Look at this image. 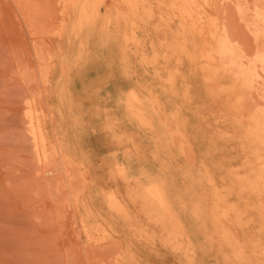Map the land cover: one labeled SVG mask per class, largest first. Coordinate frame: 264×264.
Wrapping results in <instances>:
<instances>
[{"label":"rangeland","instance_id":"1","mask_svg":"<svg viewBox=\"0 0 264 264\" xmlns=\"http://www.w3.org/2000/svg\"><path fill=\"white\" fill-rule=\"evenodd\" d=\"M176 2L0 0V264H264V0Z\"/></svg>","mask_w":264,"mask_h":264},{"label":"bare ground","instance_id":"2","mask_svg":"<svg viewBox=\"0 0 264 264\" xmlns=\"http://www.w3.org/2000/svg\"><path fill=\"white\" fill-rule=\"evenodd\" d=\"M177 2L175 3V7H178L179 10L181 11V17L183 20H191L192 25L196 24V19L198 18L197 16L201 13H199V8L202 6H198L197 0H176ZM131 5V3H129ZM203 7V6H202ZM264 11V10H263ZM263 19H264V14H262ZM200 20V19H199ZM215 23V20H214ZM216 24V23H215ZM215 39L217 41L218 47L216 49L217 57L219 55L227 54L228 51V46L227 42L229 41V36L224 34V35H214ZM208 60L215 61V56L213 55H208L206 57ZM44 78V77H43ZM125 106L126 110H128L130 114V120L133 122V117L136 115L135 111L137 108L139 109L138 104V98L134 92L130 93L129 95L126 96L125 100ZM45 115V114H44ZM143 118L140 117V121L142 124L148 126V122L145 120H142ZM31 130L34 135V139L37 140V146L44 147L45 142H46V135H45V129L43 128V125L41 124V121H37V123L34 121V119H31ZM146 126H143L141 128H145ZM47 144V143H46ZM49 148V147H48ZM54 149L58 150V152L65 157V154L63 153V148L60 142L58 141L54 145ZM48 150V149H47ZM47 151L44 153V157L47 158L46 156ZM52 173V172H51ZM170 184L171 182H163V183H152L148 185L145 189L146 191V197L153 202L160 210L161 213L168 217L170 219L169 223L172 224L173 228L180 229L182 230V223L178 215L174 211V205L173 202L171 201L170 198ZM110 203L113 206H116L117 202L115 199H110ZM175 205H180L182 208L186 206V200L183 199V201H175Z\"/></svg>","mask_w":264,"mask_h":264}]
</instances>
